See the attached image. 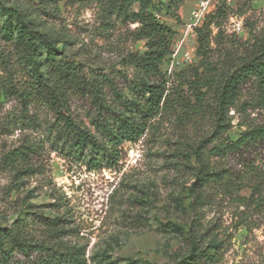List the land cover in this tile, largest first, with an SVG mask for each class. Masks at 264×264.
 I'll return each mask as SVG.
<instances>
[{"label":"rangeland","instance_id":"1","mask_svg":"<svg viewBox=\"0 0 264 264\" xmlns=\"http://www.w3.org/2000/svg\"><path fill=\"white\" fill-rule=\"evenodd\" d=\"M198 2L179 0L169 11L168 0H161L156 16L174 32L172 53L160 65L167 103L135 141L123 137L113 143L118 121L97 127L90 98L73 90L64 113L87 127L97 148H76L61 137L56 114L44 104L0 97V228L15 225L32 244L26 251L15 249L11 262L37 264L43 245L78 249L85 264H178L193 245L198 256L191 264H264V139L248 151L209 156L208 170L226 171L222 179L198 185L193 151L200 143L210 147L216 107L206 100L194 111L189 89L200 64L196 28L221 8L224 14L210 23L212 58H222L226 49L238 55L264 33V0H209V12L196 20L192 11ZM123 3L0 0V7L22 10L49 35L56 51L42 60L72 63L88 79L110 74L120 88L135 72L125 57L144 50V40L131 36L136 23L119 10ZM4 21L0 12V81L19 85L27 68L2 37ZM39 72L48 78L46 67L39 66ZM105 91L106 104L122 109ZM255 93L246 84L237 103L245 111L227 112L231 140L244 121L264 125V110L250 103ZM27 144L33 152L25 163L8 158Z\"/></svg>","mask_w":264,"mask_h":264},{"label":"trees","instance_id":"2","mask_svg":"<svg viewBox=\"0 0 264 264\" xmlns=\"http://www.w3.org/2000/svg\"><path fill=\"white\" fill-rule=\"evenodd\" d=\"M178 2L179 0H168V10H174ZM134 3L137 4L136 9L133 8ZM160 3L161 0H124L119 7L120 11H124L127 21L136 23L131 29V36L136 40H144V50L141 53H129L125 57L126 64L133 67L135 72L134 77L127 80V84L124 85L123 80L120 88L110 74L98 73L88 79L72 63L54 58L42 60L44 53L56 51L49 35L37 29L22 10L0 7V12L5 17L2 37L11 44L21 65L27 68V78L22 84L0 81V97L14 96L25 104H44L56 114V130L61 137L69 140L76 148L87 144L97 148L99 144L87 127L74 122L64 113L68 95L73 90V93L90 98L94 107L92 121L97 127H107L111 120L118 121L120 134L112 138L113 143L116 144L123 137L135 141L142 135L147 122L167 103L160 65L172 53L171 38L174 32L156 16ZM223 14V10L218 8L210 21L196 28V54L200 56V64L194 70L189 84L194 100L191 107L194 111H199L203 109L206 100L213 101L216 107L210 147L200 143L193 151L194 158L199 163L195 183L200 186L222 179L226 171L224 168L208 170L209 156L224 157L230 153L248 151L264 139V125L248 124L245 121L241 123L245 128L240 131L237 139L231 140L227 135L232 127L230 118L226 116L227 112L230 108L241 112L246 109L243 104H237L246 84H252L256 91L254 102L250 103L254 108L264 110V33L260 38H254L249 46L243 45L238 55L225 48L222 58H212L210 23L215 16L219 18ZM41 65L48 69V78L39 72ZM105 89L112 92L114 100L121 104L122 109L115 111V108L106 104ZM179 99L185 105L184 98H177V101ZM115 144L112 145L114 154L117 153ZM31 152V145H23L12 150L8 158L15 164L25 163ZM109 155L111 157L113 154ZM31 245L21 236L19 227L14 225L0 228V264H14L10 261L12 252L15 249L26 251ZM39 250L41 253L37 264H85L78 249L56 251L39 245ZM197 251L192 245L188 256L178 264H191L198 256Z\"/></svg>","mask_w":264,"mask_h":264},{"label":"built area","instance_id":"3","mask_svg":"<svg viewBox=\"0 0 264 264\" xmlns=\"http://www.w3.org/2000/svg\"><path fill=\"white\" fill-rule=\"evenodd\" d=\"M209 12V0H199L192 11V17L196 20L203 18Z\"/></svg>","mask_w":264,"mask_h":264}]
</instances>
